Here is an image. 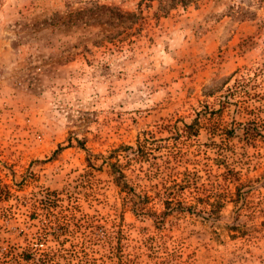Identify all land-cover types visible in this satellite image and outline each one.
Instances as JSON below:
<instances>
[{"label":"rangeland","instance_id":"374dc122","mask_svg":"<svg viewBox=\"0 0 264 264\" xmlns=\"http://www.w3.org/2000/svg\"><path fill=\"white\" fill-rule=\"evenodd\" d=\"M0 264H264V0H0Z\"/></svg>","mask_w":264,"mask_h":264},{"label":"trees","instance_id":"16d2710c","mask_svg":"<svg viewBox=\"0 0 264 264\" xmlns=\"http://www.w3.org/2000/svg\"><path fill=\"white\" fill-rule=\"evenodd\" d=\"M175 2L176 3H180V4H183V5H186V3H187V0H175ZM191 127V125H189L188 126V128H190ZM109 163V165H110V167H111V171L113 172V173H117V165L115 164V163H110V162H108ZM120 174H119V176H116L118 179H119V177L120 176H122V174H121V172L120 171H118Z\"/></svg>","mask_w":264,"mask_h":264}]
</instances>
